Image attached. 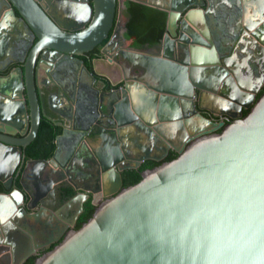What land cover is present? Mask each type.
I'll return each mask as SVG.
<instances>
[{
  "label": "water",
  "instance_id": "obj_1",
  "mask_svg": "<svg viewBox=\"0 0 264 264\" xmlns=\"http://www.w3.org/2000/svg\"><path fill=\"white\" fill-rule=\"evenodd\" d=\"M56 1L0 0V182L24 169L33 185L0 193V262L264 264V0ZM128 1L167 13L155 52L120 34ZM217 6L235 9L234 44ZM106 41L91 85L67 77ZM43 119L59 128L53 158L27 160ZM147 161L161 164L125 187Z\"/></svg>",
  "mask_w": 264,
  "mask_h": 264
},
{
  "label": "trees",
  "instance_id": "obj_2",
  "mask_svg": "<svg viewBox=\"0 0 264 264\" xmlns=\"http://www.w3.org/2000/svg\"><path fill=\"white\" fill-rule=\"evenodd\" d=\"M125 14L128 18L126 24L125 36L131 41L130 46L136 49H144L159 44L166 32L167 18L166 12L149 7L140 3L128 1L125 3ZM92 70V66L89 65ZM109 89L112 87L107 85ZM264 93V88L261 94ZM59 133V128L55 127L51 122L43 119L39 135L33 145L28 148L27 156L30 159H49L55 150V140ZM35 147H40L36 149ZM178 154L171 152L166 161H171L177 158ZM161 163L148 161L144 163L138 170H128L123 173L124 186H130L138 183L141 180V172L154 168ZM3 184L0 182V193L5 192ZM95 206L92 199H89L84 206V211L79 217L76 229H80L93 215ZM51 249V248H50ZM49 249V250H50ZM35 257L29 259L24 264H34Z\"/></svg>",
  "mask_w": 264,
  "mask_h": 264
},
{
  "label": "flooded vegetation",
  "instance_id": "obj_3",
  "mask_svg": "<svg viewBox=\"0 0 264 264\" xmlns=\"http://www.w3.org/2000/svg\"><path fill=\"white\" fill-rule=\"evenodd\" d=\"M54 1H56V0H54ZM228 1V3H230V4H233L234 2L235 3H237V2H240V4H242L243 5V3H242V0H227ZM250 1H252V0H250ZM248 2V1H246L248 4H250L251 2ZM55 3V6H56V8L58 9V10H65V8H66V6H65V4L61 1V0H57L56 2H54ZM54 3H53V5H54ZM52 5V6H53ZM229 7V6H228ZM231 9V8H230ZM227 10H229V8H227ZM231 10H235V9H231ZM237 18V17H236ZM213 22H215L214 20H213ZM217 30V29H216ZM121 35H124V37H126L125 36V32H124V30L123 31H121V33H120ZM21 35H22V37H21V47L22 46H25L26 45V40L28 39L29 41H31L32 42V40H33V38H32V35H30L29 33H28V31L27 30H25V31H22V33H21ZM30 35V36H29ZM126 40H127V46H130V43H131V41L126 37ZM35 42V41H34ZM107 44H108V41H106V42H104L102 45H100V46H98V47H96V48H94L92 51H90V52H88V53H86V54H84L82 57H80L79 59L81 60L80 62L79 61H77V62H73L72 63V65H70V67H69V70H70V72H69V74H67V77L68 78H70L71 80H73V78L77 75V73H78V71L79 72H81L82 71V78H83V81H84V83H88V84H92L93 83V81H92V79H91V77H89L88 76V74L86 73V71H83V69H84V67H87V69H89V65H91L92 66V70H93V62L95 61V60H97L99 57H100V54H101V51L107 46ZM30 45V44H29ZM158 44H156V45H153L152 47H146V48H144V49H148V48H150L152 51H156L157 49H156V47L155 46H157ZM252 61H249V63H251ZM256 68V67H255ZM90 70V69H89ZM92 70H90V71H92ZM259 71H260V68H257L256 69V72H257V74L259 73ZM2 74V73H1ZM98 81H99V79H98ZM96 86H99L100 88H103L104 87V89H106V90H109V88H108V86L106 85V86H104V84H101V83H98V85L96 84ZM263 88H264V86H263ZM263 88H262V90H263ZM247 112L248 111H246L245 112V114H247ZM203 113V115L205 116V117H207L208 119H210V120H214V121H216V122H220V121H225V120H223V118L221 117V116H218V115H213V114H210V113H208V112H202ZM103 121H104V123H106V120L107 119H102ZM226 122V124L228 123L227 121H225ZM67 141H64V144L65 143H67L69 140H70V138L68 137L67 139H66ZM90 142V144L92 145V146H95V142H94V139H93V137H90L89 139H88ZM34 143V142H33ZM33 143L29 146V147H31L32 145H33ZM28 147V148H29ZM28 148L26 149V156H27V150H28ZM40 147H35L34 149H35V151H36V149H39ZM172 152V151H171ZM170 152V153H171ZM54 153V152H53ZM170 155V154H169ZM53 158V154H52V156L49 158V159H47V160H50V159H52ZM27 160H31L30 158H28V156H27ZM148 162V161H147ZM146 163V162H145ZM28 173H29V170H27V171H25L24 172V169H22V171L20 172V174H19V176H15V179H14V181H13V186H12V189L11 190H9V191H5V192H11V191H13V190H15V188H18V189H21L22 190V187H23V185H26V186H28V188H31L32 189V187H33V185H32V183L30 182V179L27 177V175H28ZM124 173V172H123ZM123 173H122V175H123ZM123 182H124V176H123ZM3 188H4V186H3ZM6 190V189H5ZM1 193H4V192H1ZM72 194V193H71ZM73 195V194H72ZM59 200V199H58ZM60 201V200H59ZM58 201V202H59ZM76 210H77V206H74L73 207V210L71 211V213L69 214L71 217H73V214H75V212H76ZM63 216L65 215V214H62ZM81 216V215H80ZM79 220V219H78ZM78 222V221H77ZM77 225V224H76ZM76 225H75V228H76ZM41 238H42V235L40 234V232L39 233H35L34 234V236H32V243H34L35 242V240L36 241H40L41 240ZM51 247H47V248H45V249H43V250H41L40 252H38V253H44V252H46V251H48L49 249H50ZM25 251H26V249L25 250H21V251H17L16 252V254H15V256L12 258V257H5V258H2V260H1V262H0V264H20V258H21V256H22V254H24L25 253ZM36 258V257H35ZM31 259V258H30ZM29 260V259H28ZM27 260V261H28Z\"/></svg>",
  "mask_w": 264,
  "mask_h": 264
},
{
  "label": "crops",
  "instance_id": "obj_4",
  "mask_svg": "<svg viewBox=\"0 0 264 264\" xmlns=\"http://www.w3.org/2000/svg\"><path fill=\"white\" fill-rule=\"evenodd\" d=\"M220 0H216V2L218 3ZM243 1H250V0H243ZM232 9V8H231ZM229 8V10H220L217 7L214 8V13L216 14V17H218L219 22H220V26L219 28L221 29L219 33H221V35H223L224 39L223 42L227 43L228 45L230 44H234L236 39L238 38L239 35V31H238V22H237V18H236V13L234 10H231ZM126 10V8H125ZM125 10H124V21H127V16L125 14ZM251 13V10H248ZM246 13H244L245 15ZM214 20V19H213ZM233 41V42H232ZM250 58V57H249ZM250 61H254L255 58H251L249 59ZM239 64H242V62H239ZM250 64V63H249ZM251 68L249 70H245L244 68L242 69V71H246L245 74L247 76H254V72H250ZM253 71V69H252ZM252 74V75H251ZM255 77V76H254ZM253 77V78H254Z\"/></svg>",
  "mask_w": 264,
  "mask_h": 264
}]
</instances>
